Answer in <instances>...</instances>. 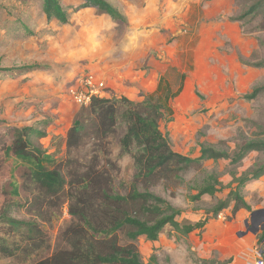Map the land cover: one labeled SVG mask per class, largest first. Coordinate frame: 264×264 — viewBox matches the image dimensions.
<instances>
[{"label": "rangeland", "instance_id": "1", "mask_svg": "<svg viewBox=\"0 0 264 264\" xmlns=\"http://www.w3.org/2000/svg\"><path fill=\"white\" fill-rule=\"evenodd\" d=\"M107 1L122 15V22L95 8H84L70 9V22L63 24L48 20L43 0H0V119L43 128L47 135L38 144L57 160L84 157L88 147L73 152L65 144L80 106L71 89L82 76L94 75L101 96L140 101L156 89L162 76L174 85L179 74L186 73L182 91L171 102L172 120L162 123L175 150L198 156L202 143L232 151L236 143L264 138V92L254 99L244 97L264 84V66H257L264 63V9L234 22L228 17L240 15L252 2ZM80 2L62 0L64 5ZM28 65L42 66L22 69ZM111 147L116 157V139ZM262 161L264 152H250L238 166L239 174ZM119 165L118 180L130 183L132 159L125 156ZM203 168L219 171L224 184L232 179L228 160H208ZM9 174L6 164L0 166V187L12 180ZM203 175L204 171L192 170L176 188L163 183L152 187L183 211L179 220L209 221L204 230L186 236H178L172 227L164 229L157 241L141 236L138 249L145 264H205L214 258L221 264H255L264 260V219L255 221L252 230L246 227V221L253 223L254 210H264V175L245 186L251 211L233 214L230 206L217 217L209 211L229 190L192 201L189 195L196 191L190 185ZM62 221L53 217L52 224L46 222L53 238ZM0 264L21 261L0 258Z\"/></svg>", "mask_w": 264, "mask_h": 264}, {"label": "trees", "instance_id": "2", "mask_svg": "<svg viewBox=\"0 0 264 264\" xmlns=\"http://www.w3.org/2000/svg\"><path fill=\"white\" fill-rule=\"evenodd\" d=\"M246 1L251 5L228 20L241 22L264 9V0ZM84 8H95L113 20L123 21L107 0H82L76 5L43 0L48 20L63 24L70 22V9L75 12ZM185 77L186 73L179 74L178 83L173 85L162 76L156 89L140 101L95 95L90 103L80 105L65 144L73 152L88 147L84 157L57 160L38 144L39 138L47 135L43 128L6 124L0 119V166L6 164L12 178L0 187V258L19 259L21 264H145L138 249L141 236L157 241L167 227L175 229L180 237L205 229L208 218L179 220L183 211L152 190L159 183L176 188L185 183L184 175L192 170L204 171L190 185L189 189L196 191L189 195L192 201L229 190L226 198H219L209 211L213 217L230 206L233 214L243 209L251 211L244 189L248 182L264 175V161L241 174L238 166L250 152H264V138L236 143L232 151L202 143L198 156L175 150L162 123L172 120L171 102L182 91ZM262 92L264 84L244 97L254 99ZM113 139L119 148L116 157L112 155ZM125 156L132 159L134 168L128 184L118 180L119 161ZM208 160H228L231 181L224 184L219 171L204 169ZM34 189L37 193L32 195ZM20 213L24 217H18ZM53 217L63 218L54 238L46 226V222L52 224ZM203 262L221 264L215 258Z\"/></svg>", "mask_w": 264, "mask_h": 264}, {"label": "built area", "instance_id": "3", "mask_svg": "<svg viewBox=\"0 0 264 264\" xmlns=\"http://www.w3.org/2000/svg\"><path fill=\"white\" fill-rule=\"evenodd\" d=\"M81 78L80 83L71 90L73 92V97L79 105H87L90 103L93 96L99 95V91L95 87L96 79L94 75L88 74ZM255 264H264V260H258Z\"/></svg>", "mask_w": 264, "mask_h": 264}, {"label": "flooded vegetation", "instance_id": "4", "mask_svg": "<svg viewBox=\"0 0 264 264\" xmlns=\"http://www.w3.org/2000/svg\"><path fill=\"white\" fill-rule=\"evenodd\" d=\"M264 219V210L263 211H260L259 213L255 214V216L252 218V225H249L247 223L246 227L250 230H252L254 228V224H255V221H259V220H263Z\"/></svg>", "mask_w": 264, "mask_h": 264}, {"label": "water", "instance_id": "5", "mask_svg": "<svg viewBox=\"0 0 264 264\" xmlns=\"http://www.w3.org/2000/svg\"><path fill=\"white\" fill-rule=\"evenodd\" d=\"M260 211H263V210H254V211L252 212V216L255 215V214H257V213H259ZM247 223H248V222L246 221V225H247Z\"/></svg>", "mask_w": 264, "mask_h": 264}, {"label": "crops", "instance_id": "6", "mask_svg": "<svg viewBox=\"0 0 264 264\" xmlns=\"http://www.w3.org/2000/svg\"><path fill=\"white\" fill-rule=\"evenodd\" d=\"M224 11H225V12H230V9L228 10V9L225 8Z\"/></svg>", "mask_w": 264, "mask_h": 264}]
</instances>
